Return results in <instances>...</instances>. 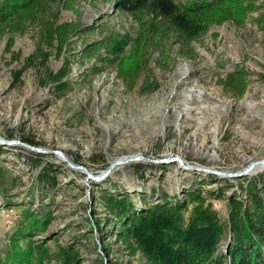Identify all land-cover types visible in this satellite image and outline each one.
I'll use <instances>...</instances> for the list:
<instances>
[{"label":"rangeland","instance_id":"obj_1","mask_svg":"<svg viewBox=\"0 0 264 264\" xmlns=\"http://www.w3.org/2000/svg\"><path fill=\"white\" fill-rule=\"evenodd\" d=\"M76 7L64 11L63 19L94 28L76 35L61 56L45 49L46 58L29 59L37 48L32 32L15 35L11 46L0 42V136L25 143L29 136L34 144H28L45 150L0 143V256L22 208L31 206L52 214L36 239L54 238L53 248L56 241L74 244L83 264H146L114 234L101 233L112 218L99 198L124 193L140 206L168 196L175 204L196 188L206 194L223 189L226 198L233 190L240 193L237 178L264 170L241 176L204 170L237 172L264 159V33L252 17L242 27L214 25L193 43L195 57L181 56L167 69L153 64L161 86L144 93L141 82L128 90L111 67L97 74L95 66L102 63L84 56V48L100 37V25L132 30L133 19L107 0H76ZM239 68L248 74L242 98L220 82ZM57 73L66 75L54 82ZM125 157L139 159L94 178ZM45 168L52 179L40 184ZM214 206L226 219L227 199L214 200Z\"/></svg>","mask_w":264,"mask_h":264},{"label":"trees","instance_id":"obj_2","mask_svg":"<svg viewBox=\"0 0 264 264\" xmlns=\"http://www.w3.org/2000/svg\"><path fill=\"white\" fill-rule=\"evenodd\" d=\"M135 23L133 29L117 30L102 24L100 37L84 48L86 58H96L99 74L111 67L127 89L141 82L144 93L161 86L153 64L161 69L174 66L179 57H195L193 43L201 41L214 25L253 22L264 33V0H107ZM66 10L78 11L76 0H0V42L14 43L15 35L32 32L37 48L29 59L62 55L73 38L94 26L80 20H64ZM99 26V27H100ZM66 73H57L54 82ZM223 87L242 98L248 74L239 68L220 80ZM23 141L34 144L27 136ZM45 168L38 174L41 184L52 176ZM214 177V175H210ZM230 182L231 178H220ZM238 190L223 198V189H192L172 204L163 201L137 205L127 194L100 197L112 218L103 234H114L132 256L140 254L146 264H264V170L237 178ZM34 197V196H32ZM227 199L228 215L222 219L214 200ZM18 225L8 236L0 264H83L78 247L54 238L36 239L45 232L52 214L22 208ZM224 242V248L221 245Z\"/></svg>","mask_w":264,"mask_h":264},{"label":"water","instance_id":"obj_3","mask_svg":"<svg viewBox=\"0 0 264 264\" xmlns=\"http://www.w3.org/2000/svg\"><path fill=\"white\" fill-rule=\"evenodd\" d=\"M0 143L1 144H11V145L20 143V144H22V145H24V146H26L28 148H31L33 150H36V151H39V152H45V150H42L39 147L30 145V144L25 143V142H21L19 140H6V139L2 138L1 136H0ZM53 152L57 153L60 157H62L70 167L75 168V169H81V170H84V171L88 172L84 166L72 162L68 157H66V155L64 154V152H62L60 150H54ZM133 159H139V157H125V158H120V159L114 161L110 165V167L103 173L102 176H100V177H94V178L95 179L101 178L104 175H106L109 171H111V169H113L116 165L123 164V163L128 162V161H131ZM153 161L158 162V160H153ZM160 161H168V160L160 159ZM259 167L260 168H264V159L255 160V161L251 162L247 167H245L242 170L237 171V172L217 171V170H213V169H211V170L204 169V170L213 172L215 174L223 175V176L224 175L225 176H241V175H245V174L251 173L255 169L259 168ZM88 174H89V176L92 177L91 173L88 172Z\"/></svg>","mask_w":264,"mask_h":264},{"label":"bare ground","instance_id":"obj_4","mask_svg":"<svg viewBox=\"0 0 264 264\" xmlns=\"http://www.w3.org/2000/svg\"><path fill=\"white\" fill-rule=\"evenodd\" d=\"M60 157V156H59ZM61 158V160H63V161H65L62 157H60ZM66 162V161H65ZM114 169V168H113Z\"/></svg>","mask_w":264,"mask_h":264}]
</instances>
